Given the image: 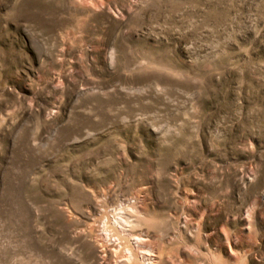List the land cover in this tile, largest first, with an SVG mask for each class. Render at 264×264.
I'll return each mask as SVG.
<instances>
[{"label":"rangeland","instance_id":"obj_1","mask_svg":"<svg viewBox=\"0 0 264 264\" xmlns=\"http://www.w3.org/2000/svg\"><path fill=\"white\" fill-rule=\"evenodd\" d=\"M0 264H264V0H0Z\"/></svg>","mask_w":264,"mask_h":264}]
</instances>
